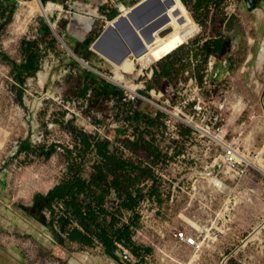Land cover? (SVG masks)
<instances>
[{"label": "rangeland", "instance_id": "1", "mask_svg": "<svg viewBox=\"0 0 264 264\" xmlns=\"http://www.w3.org/2000/svg\"><path fill=\"white\" fill-rule=\"evenodd\" d=\"M79 1V4L77 0L51 6L43 4V8L56 33L71 50L90 65L92 62L101 66L99 69L91 65L101 73L98 79L103 87L110 83L122 97L125 93L132 94L102 75L113 76V66L90 48L92 42L87 53L82 52L81 46L86 37L94 41L115 18H112L114 2L120 15L137 0ZM95 1L106 2L97 6ZM182 1L192 14L189 23L182 12L175 10L174 0L161 2L174 9L172 14L179 17L188 33L185 37L162 39L157 46L164 49L162 41L170 44L167 52H173L177 67L171 82L175 90L180 87L177 92L184 97L178 95L170 100L172 91H165L169 85L166 79L161 80L159 90L151 85L158 61L145 68L144 56L140 55L132 72L123 73L122 64L118 67L125 74L126 83L138 87L137 93L154 95L158 104L180 109L183 100L197 92L196 85L187 89L180 84L191 77L201 84L208 77L216 93H223L228 99L224 116L228 142L245 156L254 157L264 145V67L256 70L264 46V0L252 10L245 0ZM235 4L238 8L234 10ZM17 11L20 19H15ZM216 16L230 19L234 33L225 39L226 44L218 54L208 56L203 49L205 42L222 33ZM193 17L199 30H192ZM44 24L48 25L39 0H0V256L17 253L10 244L33 259L36 254L53 252L55 242L48 222L54 217V227L59 229L57 219L62 214V203L53 202L52 209L33 208L34 196L45 195L54 186L71 179L78 169L81 177L87 178L90 167L98 159L94 151H83V134L96 139L97 135L106 134L112 140L111 149L116 148L122 158L128 156L136 165L151 169L153 176L157 175L156 170L150 166L158 169L161 165L157 148L163 154L172 153L177 159L163 169L170 180L145 179L143 182L150 179L146 186L142 182L131 188L138 198L134 208L120 204L111 211L117 218L113 229L129 225L135 245L144 248L140 264H219L221 253L234 249L239 237L254 231L264 221L262 173L249 167L234 192H217L200 174L216 158H226L227 150L216 148L207 152L200 134L194 135L181 125L182 145L178 144L173 151L170 139L164 137L165 117L148 122V115L160 113L148 101L138 105L121 100L118 111L109 108L113 97L103 96L89 85L95 81L86 80V71L90 70L69 54L51 29L55 42L43 36ZM84 31L87 32L83 34ZM29 41L42 55L34 76L17 71V65L25 57V42ZM76 52L85 54L80 56ZM72 61L79 63V71ZM210 62L214 64L212 70L208 67ZM256 82L261 84L259 90ZM220 174L223 173L220 171ZM228 183L234 186L230 178ZM143 200H146L145 206ZM218 215H222L219 223ZM216 226H223L225 232ZM205 229H211L218 239L213 241L209 237L205 244L198 245L204 239ZM180 230H186L196 243L177 238L174 232ZM61 247L67 255H62L61 264H71V257L78 252L89 254L93 261L90 264H120L119 253L123 250L133 253V246H125L117 248L113 257L97 241L88 247L69 242ZM197 253L200 256L193 261ZM134 256L138 261L141 259ZM252 261L264 264V257L256 255Z\"/></svg>", "mask_w": 264, "mask_h": 264}, {"label": "trees", "instance_id": "2", "mask_svg": "<svg viewBox=\"0 0 264 264\" xmlns=\"http://www.w3.org/2000/svg\"><path fill=\"white\" fill-rule=\"evenodd\" d=\"M56 2L57 0H42V3L46 6L51 5V3L55 5ZM7 10L10 15V7H8ZM117 13L118 12H114L113 15L116 16ZM215 19L221 26H223L226 20L225 17L217 16ZM194 20L193 17L194 28L192 30H199ZM189 28L191 27L189 26ZM41 33L43 36L51 37L52 41L55 42L56 39L51 34L48 25H43ZM191 35H193V33ZM90 39V37H86L82 41V52H89L88 46L92 42ZM162 42L165 43L164 49H159L157 43L148 47V52L153 60L152 64L158 61L154 68V76L151 82V85L155 86L158 90L161 89L162 79H166L167 82H169L171 77L177 72L176 61L173 58L174 54L173 52H167L170 44L166 41ZM33 44L34 43L30 41L25 42L23 47L25 57L22 63L17 65L18 74L25 73L26 75L34 76L38 71L42 55L37 49L32 48ZM225 44L226 40L222 33H220L212 41H206L203 49L208 56L218 54ZM76 53L80 56L85 54ZM143 55L144 54L141 56ZM157 57L161 59L157 60ZM72 62L73 67L77 68V71H79V63L76 61ZM86 72V80H89V78L95 80L93 84H89L95 91H99L106 97L111 95L117 101L122 100V96L118 93L119 90L117 87L110 83H105V87H103L101 79H98V75L92 71ZM17 79L23 81L20 76H18ZM96 80H100V82ZM85 94L86 92L81 95L85 96ZM132 102L138 105L143 103V101L138 98L134 99ZM147 120L149 123L154 121L148 118ZM118 131L120 132L121 130ZM83 136V151H94L98 159L90 167L88 177H81L79 173L80 169H78L77 173L71 179L54 186L45 195L40 193L36 194L34 196L33 208L44 206L52 209L53 202L61 201L62 214L57 219L59 229L54 227V217L48 222V226L53 231L54 239L59 244L65 245L69 242L77 243L80 247H88L92 246L97 241L102 244L104 251L113 257L115 256L117 248L133 246V253L141 258L139 262H142V250H144V248L135 245L131 237L130 226L126 225L113 229L117 218L113 212L103 207V203L109 191L114 189L117 195L123 199V206L134 208L138 204V198L134 196V191L131 188L142 183L145 179L153 177L152 170L143 168L141 165H136L130 159L122 158L111 149V143L107 140H99L87 134H83ZM157 159H159V155ZM137 191H139V189H137Z\"/></svg>", "mask_w": 264, "mask_h": 264}, {"label": "built area", "instance_id": "3", "mask_svg": "<svg viewBox=\"0 0 264 264\" xmlns=\"http://www.w3.org/2000/svg\"><path fill=\"white\" fill-rule=\"evenodd\" d=\"M231 0H227L226 2L229 3ZM238 8V4H235L234 10ZM106 17V16H103ZM208 67L212 70L214 67V64L210 62L208 64ZM153 76H151L152 79ZM216 77V76H214ZM218 78V77H216ZM215 78V79H216ZM197 79L191 77L186 78L185 82H182L180 85L185 86V88H191L193 85H196V93L192 95L191 97H187L182 102V108L174 107L172 108L170 104H158L156 101V97L153 95L148 96L143 93H134V94H127L125 93L124 97H122L123 102L133 101L134 99L138 98L142 101H148L155 105L157 109L160 111V113H155L148 115V119L156 120L160 117H165L164 125H165V136L170 139V146L171 149L174 151L176 150L177 145H182V131H181V125H185L188 130L192 131V134H200V139L204 140L205 146L207 147V152H211L214 149H224V141H228V125L227 120H225V113L228 107V99L226 98V95L221 93L220 95L216 93V89L214 88V85L208 77L204 79V81L201 84H198ZM187 82V83H186ZM168 88L165 91H172L169 92L172 97H168L170 100L174 99V96L177 97L178 95L181 97H184L183 94L180 92H177L180 87H178V90L174 89L173 84L171 80L168 82ZM148 89V87H146ZM138 91V90H137ZM131 93V92H130ZM167 94V92H166ZM166 94H163L166 96ZM109 108L114 110L115 112L118 111V108L120 107L118 104V101L116 99H110L109 100ZM178 112V113H177ZM189 112V113H187ZM125 128V127H124ZM118 130H115V132ZM122 131V130H121ZM123 132V131H122ZM181 133V135H180ZM97 138L99 140H107L112 144L111 138L103 134L97 135ZM155 138L153 137V140ZM156 140V139H155ZM174 143V144H172ZM114 152L117 153L116 148L112 149ZM158 150L159 159L158 161L161 162L160 167L158 169L153 168L150 166V168L156 170V176H153V181L157 179H162L165 182L170 180V177L164 173L163 170L165 166H168L171 164V162L176 161L177 159L172 153L163 154V151ZM225 150V149H224ZM118 154V153H117ZM229 153L227 154V156ZM122 157V156H121ZM128 156H126L125 159H127ZM124 158V157H123ZM172 165V164H171ZM249 167L244 162H240L237 159L230 158L227 159L223 156L216 158L212 164L206 168L205 172H208L209 174L215 175L218 178H222L226 183H228V179L230 178L234 182V186L237 188L240 184V180L245 177L247 174V171L249 170ZM254 168V167H252ZM255 170L262 173L264 177V169H257ZM220 171L223 174H220ZM204 172V171H203ZM203 180H206L209 185H211L213 188L217 190V192L225 193V190L223 188V185H221V182L213 183L211 184L209 180L204 178L203 176H200ZM150 182V179L146 182H143V187L146 186ZM229 184V183H228ZM230 185V184H229ZM197 190V188H194ZM201 189V187H200ZM136 196V195H135ZM123 199L120 198L114 189H111L103 203V207L108 211H113L114 208L117 206H120L122 204ZM149 201V199H148ZM146 200H143V205L145 206ZM222 215H218V219L221 220ZM219 223V221H218ZM212 227V226H211ZM212 229V228H211ZM175 236L179 238L182 241H188L191 244L196 243V240L191 238L186 230H180L177 232H174ZM204 241L206 242L209 238L207 235H203ZM237 245L235 244V248L221 253L220 255V262L219 264H254L252 261V258L257 255H260L264 257V221L256 228L254 231L248 233L246 236H242L238 238V241H236ZM253 251H255V256L253 254ZM119 261L120 264H128L130 262H136L137 259H135L134 254L129 250H123L121 253H119Z\"/></svg>", "mask_w": 264, "mask_h": 264}, {"label": "bare ground", "instance_id": "4", "mask_svg": "<svg viewBox=\"0 0 264 264\" xmlns=\"http://www.w3.org/2000/svg\"><path fill=\"white\" fill-rule=\"evenodd\" d=\"M161 1L162 0H137L130 7L124 9L120 15L112 19L109 25L105 26L103 33L94 40L91 46L93 51L106 61L110 62L113 66V76H105L115 81V83L122 85L132 94L137 92L138 87L127 84L125 74L123 73L132 72L135 69L137 58L142 54H144L142 60L145 63V68H149L152 65L153 60L149 52L146 51L151 45L156 44L162 39H169L173 36L180 38L185 37L187 34L186 26L182 25L178 16L172 14L174 9ZM174 1L181 10L182 14L185 16L187 23H189L192 20L191 12L182 0ZM23 3L24 2H22V4ZM14 15L15 19L21 18L19 11H17ZM165 29L170 30L166 34L162 35L161 32ZM119 64H122L125 68L123 73L118 67ZM263 67L264 46L261 50L256 70H262ZM145 68L143 67V69ZM256 70L254 72L255 74ZM259 82H256L258 90L261 87ZM224 143L226 144L224 145V149L229 153V155L226 156L227 159L237 158V160L244 162L249 166L257 169H264V145L256 156L250 158L241 153L237 147L228 141H224ZM200 176H203L212 184L220 181L224 190L229 193L236 190L235 186H230L222 178H218L208 172H203ZM216 227L220 232H225L223 226ZM204 235L212 238L213 241L218 239L215 235H213L211 229H205ZM201 243L205 244L206 242L202 240V242H199L198 245H201ZM199 256L200 255L198 253L195 254L193 261L198 259ZM91 262L93 263L91 257L86 252H78L70 259L71 264H90Z\"/></svg>", "mask_w": 264, "mask_h": 264}, {"label": "crops", "instance_id": "5", "mask_svg": "<svg viewBox=\"0 0 264 264\" xmlns=\"http://www.w3.org/2000/svg\"><path fill=\"white\" fill-rule=\"evenodd\" d=\"M77 1H78L77 3L79 4L80 1L79 0H77ZM65 2H67V0H57L55 5L60 4V3L64 4ZM104 2H106V1H104ZM104 2L103 1H101V2L95 1L94 3H96L97 6H100V5H103ZM51 5H53V4L51 3ZM51 5H49V6H51ZM112 6H113L112 8H114L112 10L113 11L112 13L117 12L118 9H117V5L115 4V2L112 4ZM176 8L177 9H175V10H179L181 12V10L178 8L177 4H176ZM116 16H118V13ZM116 16L114 15L112 18H114ZM233 31L234 30L231 27L230 19L226 18V20L222 26V35L224 36L225 39L227 37H232L233 33H234ZM86 32L87 31H84L83 34H85ZM93 42L94 41H92V43ZM92 43H91V46H92ZM90 63H91V65H93L96 68L100 69V67H101L98 64H95L92 62H90ZM95 74L98 75L97 73H95ZM120 132H122V131H120ZM53 241L55 242V245H54V249H53L52 253L44 254L43 256H39L36 254V255H34L35 256L34 259L31 258L30 254H28V253L25 254V253L21 252L18 248H16L14 245L10 244L11 248L14 249L17 253H15V252L11 253L10 252L11 253L10 255L0 256V264H61L62 260H63L62 255L64 254V256H67L66 252L62 251V247H61L62 244H59L55 239H53ZM12 249H10V251H12ZM136 263H140V262L137 260L136 262H133L131 264H136Z\"/></svg>", "mask_w": 264, "mask_h": 264}, {"label": "water", "instance_id": "6", "mask_svg": "<svg viewBox=\"0 0 264 264\" xmlns=\"http://www.w3.org/2000/svg\"><path fill=\"white\" fill-rule=\"evenodd\" d=\"M40 1V5L44 14V18L49 26V28L53 31L54 35L56 36L57 40L60 41L62 43V45H64L67 49V51L69 52V54L74 57L79 63L83 64L86 68H88L90 71L95 72L97 74H101L96 68H94L93 66H91L87 61H85L84 59L78 57L72 50L71 48L63 41L62 37L56 33L55 31V27L52 25L51 20L48 16V14L44 11L43 8V3L41 0ZM247 7L252 10L254 8H256V4H257V0H245ZM170 29H165L161 32L162 35L166 34ZM91 48V47H90ZM104 77H106L104 74H102ZM107 78V77H106ZM109 79V78H108ZM111 80V79H110ZM113 81V80H112Z\"/></svg>", "mask_w": 264, "mask_h": 264}, {"label": "flooded vegetation", "instance_id": "7", "mask_svg": "<svg viewBox=\"0 0 264 264\" xmlns=\"http://www.w3.org/2000/svg\"><path fill=\"white\" fill-rule=\"evenodd\" d=\"M261 2L262 0H257L256 8L260 5Z\"/></svg>", "mask_w": 264, "mask_h": 264}]
</instances>
